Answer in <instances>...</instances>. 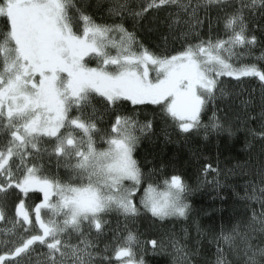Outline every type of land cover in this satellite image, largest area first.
Instances as JSON below:
<instances>
[{"label":"snow or ice","instance_id":"6c2138e0","mask_svg":"<svg viewBox=\"0 0 264 264\" xmlns=\"http://www.w3.org/2000/svg\"><path fill=\"white\" fill-rule=\"evenodd\" d=\"M85 7L76 0H0V264H150L148 255L168 256V264H264V67L233 63L257 59L252 50L264 48V0L109 5L110 15L126 14L150 32L166 25L165 43L169 37L181 41L172 55L151 52L124 23L96 22ZM214 20L223 22V35L215 38ZM258 59L264 60V51ZM224 76L257 78L259 103L250 96L233 108L232 94L221 85ZM129 102L157 106L180 136L230 137L238 125L249 143L261 142L262 158L254 166L234 165L245 178L242 193L234 190L238 207L227 226L205 231L193 220L144 244L129 230L113 261L107 244L99 248L106 216L132 220L143 211L161 222L187 224L192 215L190 189L180 175L143 183L154 170L146 174L133 153L154 124L117 110ZM210 103L205 123L201 117ZM53 162L57 172L44 174ZM61 167L67 179L59 175ZM201 172L202 183L219 187L218 164H204ZM14 192L13 217L8 209ZM30 193L39 196L34 206L26 202ZM205 241L214 246L210 256Z\"/></svg>","mask_w":264,"mask_h":264},{"label":"trees","instance_id":"16d2710c","mask_svg":"<svg viewBox=\"0 0 264 264\" xmlns=\"http://www.w3.org/2000/svg\"><path fill=\"white\" fill-rule=\"evenodd\" d=\"M78 4L85 5V10L98 23H124L125 27L134 32L137 38L153 53L158 55H172L174 50L179 49L181 41L173 40L169 37L167 43L164 41V35L167 31L166 25L158 30L149 31V26H134L133 21L125 14L123 17L112 16L108 13V7L114 0H76ZM129 4L136 6L142 4L144 0H128ZM154 13H149V19ZM213 16L217 15L215 11ZM161 18L164 17V11L159 13ZM259 22V21H258ZM4 22L0 20V29L3 28ZM251 30V26H250ZM207 24L203 29V35L207 37ZM223 35V22L218 25L213 21V38L217 35ZM119 37H117L118 39ZM253 53L257 59L246 56L239 61L233 58V63H257L264 67V60L258 59L264 48L257 46ZM221 85L232 94V98L228 101L233 108L239 106L241 99L254 97L258 104L261 91L260 82L257 78L252 77H227L221 78ZM239 94V95H237ZM147 107L136 108L129 102L126 106H121L118 111L122 114H138V119L144 121L152 119L154 129L148 136L141 137L139 143L134 150V157L138 161L140 167L147 174L150 169L154 170V174L150 178L144 180L146 185L149 179L153 183L162 181L165 176L170 177L173 174L180 175L185 183L189 186L190 191L187 193V200L192 207V215L187 224L183 221H174L169 219L167 222H161L151 217L150 213H141L132 220H125L124 217L112 213L105 217L108 223L105 226L104 232L99 237V248L103 249L107 244L109 252L107 253L114 258L112 252L117 244H121L127 232L131 230L139 237L140 243L153 238L159 239L165 230H179L181 227H186L193 220H198L201 229L208 231L214 229L219 231L221 223L228 225L233 209L238 207V202L234 195L236 192L243 191V177L239 168L234 169L237 162H249L251 165L258 163L260 157L261 142L259 140H251L243 128L234 126V134L228 136L226 133L211 134L207 139L203 133H192L188 136L178 135L175 126L169 120H166L160 112V109L147 103ZM220 105L218 104V107ZM100 107V105H98ZM212 105H208L206 111L202 114V122H207L212 115ZM222 118L224 112L218 113ZM108 117L105 116L104 121L100 124L101 128L107 126ZM254 123V122H253ZM255 126V125H254ZM97 148L104 147L100 136H96ZM251 158V159H250ZM204 164H211L216 167L217 164L221 169L219 179L221 181L219 187L212 183H202L204 180L201 168ZM163 166V167H162ZM234 169V171H229ZM57 172L55 162L51 168H45L44 174H54ZM59 175L67 179L68 172L61 167ZM215 173H210L208 179L211 180ZM143 195V187L139 189ZM15 193V192H14ZM32 194V193H30ZM28 195L26 202L32 206L33 201L31 196L38 197L37 194ZM16 195V193H15ZM15 195L10 197V207L8 215L14 217ZM139 196H135V202L139 206ZM35 219V217H34ZM3 226V223H0ZM151 248V245H147ZM39 249H37L38 251ZM139 249L137 248V251ZM204 250L207 255H211L214 251V246H209L204 242ZM150 264H168V256H152L146 257Z\"/></svg>","mask_w":264,"mask_h":264},{"label":"rangeland","instance_id":"374dc122","mask_svg":"<svg viewBox=\"0 0 264 264\" xmlns=\"http://www.w3.org/2000/svg\"><path fill=\"white\" fill-rule=\"evenodd\" d=\"M112 51H113V54H115V49H112ZM86 60H87V62L89 63V65L90 66H95V64H96V61H95V59H89V58H86ZM150 76L151 77H155L156 76V72L153 70V71H151L150 72ZM147 103H150V102H147ZM151 104V103H150ZM105 146V145H104ZM96 147H97V145H96ZM162 186V185H161ZM0 227H3V226H0ZM116 247V246H115ZM115 249V248H114ZM39 251V250H38ZM117 258L114 256V258H113V261H115Z\"/></svg>","mask_w":264,"mask_h":264},{"label":"flooded vegetation","instance_id":"af4514ba","mask_svg":"<svg viewBox=\"0 0 264 264\" xmlns=\"http://www.w3.org/2000/svg\"><path fill=\"white\" fill-rule=\"evenodd\" d=\"M12 194L15 195V193H12ZM30 195H33V194H30ZM37 195H38V194H37ZM26 199H27V198H26ZM30 199L34 200V201H33V204H32V206H34V203H35V202H38L39 196H38L36 199H35V197L31 196ZM14 211H15V204H14ZM34 217H35V216H34V214H33V216H32V220H33V221L35 220Z\"/></svg>","mask_w":264,"mask_h":264}]
</instances>
